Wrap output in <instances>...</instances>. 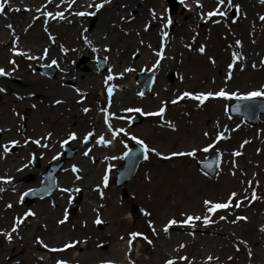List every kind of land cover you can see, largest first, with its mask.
Masks as SVG:
<instances>
[{
	"label": "bare ground",
	"instance_id": "1",
	"mask_svg": "<svg viewBox=\"0 0 264 264\" xmlns=\"http://www.w3.org/2000/svg\"><path fill=\"white\" fill-rule=\"evenodd\" d=\"M178 1L181 2V0ZM204 1V3L201 0L199 2L203 5L202 9H199L200 7L194 4L195 0H184V3H180L182 9L178 14L177 28H175L172 37L166 39L164 36L165 31L161 27L163 17H160L161 14L153 7L157 0H144L142 3L135 0H111V3L106 4L95 15L86 14L83 16H77L75 13L94 12L95 8H90L88 5L99 3L101 0H75V3L68 0H60L59 2L51 0H6L5 11L0 14V68H4L10 75L0 78V88L5 89L4 92H0V129H3V131H0L2 134L0 138V177L9 179L10 182L4 183L3 180H0V189H3V191H0V201L1 199L4 200L6 196L11 197L12 194L18 196L27 187L36 185L42 177L44 167L48 165L50 160L54 159L57 161L62 159L63 155L60 150L63 140L68 138L69 134L73 132L76 133L77 138L71 146L73 149L74 147L76 148L78 154L73 160L66 162L63 172L58 177L59 190L52 197L44 200V202H35L33 208L18 207L15 204L13 206L17 211H20V214H25L29 210L34 212L35 216L27 217L29 221L33 220V218H40L41 220H49L50 224L53 225V217H60L66 209L62 205L66 193L63 191L66 187L64 186L65 184L72 188V191L76 189L85 190L87 197L93 199L96 193L94 185L79 186L76 178L75 181L73 180V166L77 167L80 163L84 164L85 181L87 183L91 182L92 177L96 180L99 173L103 172V168L96 167V164L104 160L107 162L109 156L126 152L120 146H115L116 144L112 148L110 144L101 145L97 141L100 136L108 140L109 136L113 135V131L125 129L128 120L127 116L140 113L136 111L129 112L127 109L139 108L143 112L144 103H148L149 100L159 99L163 95L167 97L177 95L175 97H179L184 93L180 91V93L174 94L170 88L166 87L164 82L156 80L153 90L143 97L138 94L142 87L141 85L137 84L135 86L127 83V78L131 71H125V69H133L137 61L141 68H154L152 72H159L163 75L169 70L172 61L179 58L182 48L188 50V52L195 48L194 53H196L201 40L197 37L196 28L190 25L199 20L196 11L199 9L200 14L205 15L203 19L207 23L219 17V15L211 18L206 16V13L211 11L214 5L218 4L217 0ZM253 2L262 4L259 0H252ZM16 9H20V11H16ZM70 11L71 15L68 14ZM153 11L156 13L155 17L152 14ZM47 12L54 14L63 12L65 18L52 19L45 15ZM90 18L96 21V25L88 33L86 26ZM141 23L142 31H139L136 26L141 25ZM8 25H12V27L9 28ZM249 28H254L252 31L254 32L258 26L253 27L252 24L248 26L244 22L242 29ZM79 32L81 43L78 46H69L67 51L64 49L59 56L53 54L52 46H64V41L69 42L72 35H78ZM134 34H137L141 40L140 42L135 43L132 37ZM115 36L117 38H114ZM41 42H47V45L39 48ZM129 45L134 48L131 53L132 56L130 58L127 54L126 56H121L119 51L123 50L127 53ZM204 46L208 48L205 43ZM116 48H120L119 51ZM212 48L217 57L216 59L207 58L208 65H210V69L207 68V70H209V80H211L208 82L210 83L208 92L215 93L223 89L231 93L241 91L239 92L240 94H246V90L257 88L264 90V56L262 54L255 55V50H253L251 53H244L243 55L239 54L235 49L234 52L241 59L236 62L235 67L229 69L228 66L232 59L225 61V54L218 50V46L212 45ZM17 51L24 52L27 55H16ZM157 52H163L164 58L158 57L156 55ZM198 52L199 55L202 54L199 50ZM232 54L231 52V58ZM29 56L36 57V59H29ZM83 56L88 57L90 61L81 65L79 60ZM98 57L106 59L108 68L103 74L98 71L94 63ZM12 60H15V65L10 63ZM53 60L56 61L53 65L58 66L56 78H47L35 73L39 66L48 67ZM213 60L215 63L212 62ZM157 61H159L158 65ZM230 71L232 76L231 79H228ZM121 73H123L122 76ZM109 75H112L114 79L111 81L107 80ZM72 79L75 80L74 85L71 88L67 87V83ZM180 82L185 84L184 79H181ZM109 87L113 89L111 96H109L107 91ZM97 89L103 91V94L107 97V102L99 98L97 100L98 106L92 108L90 115L86 114L87 112L84 111V108H81V105H90L88 100H90V97L97 98ZM57 100L62 101V103L57 104ZM224 100L223 98L219 99V101ZM177 103L179 105L181 103L189 105L191 103L200 104L199 101L190 100L187 97ZM175 104L172 101L168 102V106ZM11 106H15L14 112L9 111ZM26 106H30L33 111L24 114L23 109ZM61 107L68 114L66 119L73 121L71 125L74 124L80 128L84 125L86 126L81 137L76 130L68 129L65 131L63 138L60 139L51 131L52 127L55 128L61 125L54 114V112L58 111L57 108ZM39 109H49V111L40 110L38 112ZM155 112L157 111H152L151 113ZM106 116L109 117L108 123L105 122ZM160 117L147 115L146 118L149 120L152 118L159 119ZM198 117L201 116L198 115ZM221 119L222 117L215 123H212V120L209 122V119L204 121L205 126L208 125L207 136L213 133L217 125L215 133L219 132V126L222 124ZM109 123L112 126L111 130L108 127ZM160 124L162 129L169 128L166 121H162ZM22 125L28 126V134L25 136L19 132ZM171 129L169 128V130ZM239 129H241L240 126L235 128L229 123L226 131H220V133H224L227 137L226 139L219 141L215 139L196 149V155L202 156L207 153L202 151V149L210 145H214V147H211L209 151L220 150L218 156L221 160V168L214 180L207 176L202 178L194 171L190 172V176L181 177L180 179L165 176L162 178V182L155 185L157 198L152 199V201L145 200V198L141 199L136 193L142 183L138 179L132 181L128 187L129 190L131 189L129 198L120 200L118 199L120 189L114 188L113 184L108 182L107 189H110V194L112 195L108 201L102 202L97 209L91 206L90 203L84 202L80 211V214L85 216L84 221L88 219L86 216L90 214V211L96 212L99 210L103 212L106 209L104 215L110 213L116 216V222L109 223L105 217H99L102 223H95V226H98L97 229L101 231L105 230L111 223L119 227L118 232L105 235L106 241L101 246L105 252V257L101 261H99L100 258L91 260L94 257L91 253L85 254L83 257L70 255L67 257L71 248L55 252L49 250L52 248L64 249L65 247L63 241L65 240L66 231L61 226L66 224L68 220L61 224L62 216L59 221L57 220V227L53 229L55 231L44 229L43 224L33 225V227L41 228L47 233L43 242L48 247L45 248L41 243H38L39 246L36 249L44 253L48 252L51 261L61 259L68 261V264H101L102 262H105L104 264H109V262L114 264H166L168 259L176 260V264H223L220 261L221 256L216 255L217 251L226 250L229 245L235 244L240 246L245 254L242 258L237 255L232 257L231 264H264V230H262L264 229V218L257 214H252L249 218L246 217V220H238L239 213H233L230 220L221 224V218H216L215 221H212L211 216L207 215L211 218V222L207 224L203 220L205 216H200V220H194L192 225H186L182 222L188 214L180 213V205L184 206L185 201L195 198L194 188L196 186L200 187L202 194H206L207 189L212 186L210 182L217 184L220 179L228 181L230 179L229 176L240 178L237 177L239 168L234 167V157L229 153L233 149L228 146L229 141L231 145L234 144L233 142L238 136L232 137L233 131ZM87 132L93 133L92 139L88 143H84V134ZM171 132L174 131L171 130L167 133L169 138ZM48 133L52 134L50 139H41L42 137H47ZM182 133L185 136H190L189 130H184ZM110 137L113 138V136ZM130 137V135H125L126 140ZM35 139H41V144H47L48 147H40L32 143ZM113 139L116 140L115 138ZM223 140H225L224 145H222ZM12 141H18L19 143L13 145ZM4 145L9 146V152L4 151ZM222 146L224 147L222 148ZM88 149H91V151L88 155H85L84 153ZM180 152L188 151L180 150ZM88 156H91V158ZM105 156H107L106 159ZM154 157L161 161H170L164 160L155 154ZM186 157L177 156L174 158L183 159ZM33 159H37L39 164H41L39 169L31 165ZM87 159L95 162L91 171L87 170ZM112 161L114 162L113 167L117 169L121 161L119 159ZM244 167L247 168L248 166L244 165ZM233 173L235 174L233 175ZM195 175L202 180L195 182V184H190V177ZM33 179L34 182L30 183ZM222 185L223 181L219 183L223 192ZM133 187L135 189H132ZM206 200L208 199H202V201ZM212 202L218 203L221 200H212ZM134 204L142 205L143 216L138 221L133 220L131 215V209ZM170 205L179 206V214L175 215V217H169L165 213L166 208ZM202 206L207 208L204 202ZM218 211L219 213L221 211L225 212L224 209ZM23 214L20 215V218L24 216ZM42 216L44 217L42 218ZM172 219L180 223L173 225L168 232H165V226ZM1 223H3L2 219L0 220V225ZM137 225H140L143 231L136 230ZM153 228L155 232H153ZM134 232L142 235L132 240L130 247L121 248L117 244L111 245L124 240L129 242L132 239L131 233ZM2 233H4L3 228L0 229V254L3 256L1 264H17L19 261H24V256H18L17 246L13 237L9 241ZM145 236L148 240H153L154 245L152 243L149 244L148 240L143 238ZM137 242L141 243V248L138 250ZM145 243L149 248L146 249L144 247ZM181 245H184V247H181ZM108 246L111 247V251L108 250ZM80 250L84 251L83 249ZM136 251H138L139 256H135ZM141 252L148 254L147 260L142 258ZM249 252L251 255H249ZM124 255H127L125 256L126 258L123 257ZM182 256L188 259H180ZM209 256L213 257L211 261L208 260ZM10 257H13V259H10ZM30 257L33 258V254ZM34 259L38 264H48L47 260L45 261L37 255H35Z\"/></svg>",
	"mask_w": 264,
	"mask_h": 264
},
{
	"label": "rangeland",
	"instance_id": "2",
	"mask_svg": "<svg viewBox=\"0 0 264 264\" xmlns=\"http://www.w3.org/2000/svg\"><path fill=\"white\" fill-rule=\"evenodd\" d=\"M54 1V0H53ZM58 2L60 0H57ZM56 1V2H57ZM69 2L72 0H68ZM137 2H143L144 0H135ZM200 1V0H199ZM202 3H204V0H201ZM260 1V0H259ZM173 3L176 4L177 9L174 15H172L171 11L173 8ZM180 1L178 0H157L155 2V5L153 7L155 10L161 14L160 17H163L161 21V27L164 29V31L167 33V38H171L173 35V32L175 28H177V20H178V14L181 11L182 7L180 5ZM196 0H195V3ZM217 4V3H216ZM189 5V4H188ZM232 5H239V12L236 11V9L232 6H229L227 4V0L225 5L221 8L222 11H225L227 13L224 17H217L214 19L213 23L210 22L208 24L203 23V17L204 14H200L199 8L198 11H196V15L199 16V20L195 21L194 23H191L193 27L196 28L197 31V37H199V40H201L200 47L205 48V52L199 55L198 50L196 53H194L195 48H192L190 52L188 50L183 49L180 50L179 58L172 61L170 64V69L167 70L163 75L161 73L156 74V80L159 82H164L166 84V87L168 89H171V92L174 94L180 93V91H188L193 92V94L204 92L207 93L210 88V82L209 80V70L210 65H208L207 58L212 59L217 57V55L212 51V45L218 46V50L220 52H223L225 54V61H230L231 52L235 53L234 50L236 49L239 54L244 53H251V51L255 50V55L262 54L264 56V20H261L260 17L264 16V3L257 4L255 2L252 3V0H232ZM190 6V5H189ZM219 7V5H214L211 10ZM69 15H71V11L68 12ZM202 16V18H201ZM171 18L172 21H175V24L173 27L171 25H167V20ZM235 20V22H233ZM253 25V27L258 26V28L254 31L253 29H242L243 23ZM174 23V22H173ZM96 21L93 18H90V21L87 23L86 31L88 33L91 32V30L95 27ZM167 25V26H166ZM142 23L139 26H136V29L139 31H142L141 29ZM171 27V28H170ZM173 28V30H172ZM83 29V27H82ZM164 32V33H165ZM79 34H73L72 38L69 42L64 41L65 45H54L51 47V50L53 51V54L56 56H59L62 51L67 50L69 46H78L80 42ZM37 37V36H36ZM135 40V43L140 42L141 40L137 36V34H134L132 36ZM114 38H117L115 36ZM240 41L241 43L237 45L236 41ZM47 42H41L39 45V48L45 47ZM205 45L208 47L206 48ZM115 45V44H114ZM119 45V44H118ZM127 53H125L123 50H120V48H116L117 51L120 52L121 56H127L130 58L132 56V52L134 48L129 45L127 47ZM212 48V49H211ZM211 49V50H210ZM141 51V50H140ZM106 59L103 58H96L94 63L96 64V67L98 71L103 74L107 71V66L105 69H101V61ZM90 59L86 56L81 57L79 60V64L84 65L85 63H88ZM53 67L55 68V75L47 76L42 73V67H38L37 70H35L36 74H41L47 78H56L58 73V66L53 65V63H50L47 68ZM152 70V69H151ZM149 68H141V65L136 61L133 67V71L130 72L128 75V82L135 86H137L135 78L140 73H153L151 72ZM174 74V79L170 80L169 75ZM153 75V74H150ZM3 76H0L2 78ZM181 79H184L185 84L180 82ZM263 81V80H262ZM75 80L72 79L70 82L67 83V87H72L74 85ZM261 89H254V90H246V93L251 91H257ZM142 89L139 91L141 92ZM235 92H241V91H235ZM102 90L97 89L96 96L97 98L90 97V105H81V108L85 109L86 107L89 108V111L86 114L92 113V108L95 106H98L97 100L99 98L104 99V96L102 95ZM138 93V94H139ZM231 93V92H230ZM233 93V92H232ZM147 96L143 94V97ZM177 95H170L168 96H160L159 99L149 100L148 103H144L145 108L143 112L138 113L137 115H130L127 116V125L124 129V132H120V134L115 137L116 139V146H120L124 150H126V153L129 152L131 144L134 142L137 143V140H143L149 148H155L156 151L160 152L162 155H169L172 152H177L180 150H186V151H192L193 149H197L205 145V143L210 142L212 140H215L217 136L219 135L220 131H226L229 123H231V126L238 127L240 126L241 129L234 130L232 137H237L236 140L233 142L234 144L231 145L230 141L228 142V146L232 147V151L229 153L232 154L233 162L235 163L234 167L239 168V172H237V177H230L228 181L226 180H219V183L223 181V185L221 186L224 191L222 192L219 186V183L212 184L207 191L206 194H202L200 191V187L196 186L194 188L196 196L194 199L185 201V205H180V213H184L185 215L188 214V216H211L212 221H215V219H219L221 217H225V219H222L220 222L221 224H224L226 221L230 220L233 213H239L238 217H247L249 218L252 214H257L258 216L264 218V116L258 119L257 126H254L255 124H248L244 122V119L240 116L231 117L229 112V106L236 104L237 101L235 99L232 100H224L219 101L220 98H209L206 100L202 105L201 104H194L191 103L185 104L181 103L180 105L176 103L175 105L168 106L169 101H173V99L178 98L175 97ZM264 97H258L256 100V103L259 104L264 103ZM189 99V98H188ZM107 99H105V102ZM192 100V99H190ZM88 102V103H89ZM166 104V111L163 114V117H160L159 119H149L147 120L146 116L148 113H151L152 111H159L160 107L164 106ZM252 103H248V105H251ZM9 111L14 112V107H9ZM55 109V108H53ZM44 110L46 112L49 111V109H39ZM57 112H54L55 118L59 120L60 124L59 126L55 128H51V131H53L54 135L57 138H63V135H65V131L68 129L76 130L79 133V136H82V133L84 132L85 125L82 128L77 125H71L72 120H67L66 117H68V114L65 112V109L63 107L57 108ZM32 108L30 106H26L25 109H23L24 114H28L29 112H32ZM236 112V111H235ZM80 115V114H79ZM200 115L201 117H198ZM143 117V121L141 124H138L137 126H132V120L137 117ZM210 116V117H209ZM209 117V118H207ZM221 119V125L219 126L220 130L218 133H215V130L217 126L215 127V130L212 134L209 136H205V133L208 131L207 126H205L204 121L209 119V122L212 120V123H215L217 120ZM207 118V119H206ZM79 120V119H76ZM80 121V120H79ZM166 121L167 126L168 122H171L175 127L172 128L174 132H171L170 138L167 136V133L171 130L168 129H162L161 128V122ZM231 121V122H230ZM79 123V122H78ZM92 123V121H91ZM93 124V123H92ZM243 128V129H242ZM189 130L190 136L183 135L182 131ZM243 131V132H242ZM19 132L25 136L28 134V126L22 125L19 129ZM87 132L84 134V137L88 135ZM0 133V138H1ZM125 135H130L131 138H128V140L125 139ZM133 137H136L137 140H134ZM68 141V143L63 142V149H61V152H63V157H65V145L72 143L73 140L70 138L65 139ZM64 140V141H65ZM110 141H113V139H109ZM245 141H249V143L245 144ZM70 143V144H71ZM138 144V143H137ZM225 144V140H223L222 145ZM139 145V144H138ZM243 145V146H242ZM142 146V145H141ZM71 147V145H70ZM224 146H222L223 148ZM72 148V147H71ZM75 149V148H74ZM72 148V150H74ZM220 150L216 151H209L207 154H205L203 157L202 155H196L193 157H186L183 159L173 158V160L170 161H161L160 159L154 157L155 153H149V159L145 160L141 163L137 174L127 183L122 186H117L115 183L116 177H117V171L118 169H121L124 166L123 158H120L121 165L118 167V169L112 168L113 163H99L96 165L98 168H103L104 174L100 172L97 179L94 180V177L91 178V182L87 183L85 181V176L83 177L81 184L84 186L86 185H94V187L98 191L95 193V196L93 199L86 198V191H77L75 194L74 192H71L69 190L68 185L64 189H68V191H64L65 197L63 198L62 205L66 207L64 213L61 215L62 219H65V216H67L68 220L66 224L61 226L63 230L66 231L65 233V240L63 243L66 244H72L76 245L77 247H69L71 248V251L67 254V257L73 256V257H83L85 254L91 253L95 258L103 259L105 257V252L101 248V246L105 243L106 234H112L115 232H118L119 227L111 223L105 230L97 229L98 226H95V219L99 217H105V219L110 222H116V216L113 214H105L104 212H100L97 210L96 212H91L86 216L88 219L84 221L85 216L80 214V211L82 209L83 202L90 203L91 206L96 208L99 203H102L104 201H108L110 196V189H107V187H104L103 184V177L107 174L109 177V181L113 184L114 188L120 189V196L118 199H127L130 196V191L128 187L132 183V181L138 179L140 180L141 186L136 190V193H138L139 197L145 198V200L152 201V199H156L157 196L155 194V185L162 182V178L165 176H169L171 178H177L180 179L181 177H188L190 176V172H193L198 174V176L204 178L208 177L210 179L214 180V177L216 176H209L207 174H204L201 169L198 168V165L200 162H204L208 157L214 156V154H218ZM241 152L242 154L240 156H235V152ZM78 154V153H77ZM76 154V155H77ZM75 155V156H76ZM91 158V156H88ZM116 157H119V155H116ZM121 157V156H120ZM54 160V159H53ZM51 160L48 163L53 162ZM68 161V160H67ZM66 161V162H67ZM57 164H60L59 161H55ZM88 166L87 170L91 171L94 166V162L90 161V159H87ZM233 163V164H234ZM33 166L36 169H39L40 164L38 161L33 160L32 163ZM67 164V163H66ZM102 165V166H101ZM111 165V167H109ZM248 166L247 168L244 167ZM78 169L81 172L85 173V166L84 164L80 163L78 166ZM47 169V168H46ZM110 169V171H109ZM63 170V168H62ZM148 173V174H147ZM75 175H77V172H74ZM86 174V173H85ZM198 176H191L190 177V184H195V182L202 180ZM75 180V179H74ZM137 180V181H138ZM43 181V177L39 183H37V186L33 188L40 187L41 183ZM30 182H34V179ZM87 183V184H86ZM249 183H251V187L249 186ZM225 184V186H224ZM225 187V188H224ZM33 188H26L23 193L19 197L16 196V194H12L11 197H4L5 199H1L0 201V220H3V223L0 225V229L3 228L4 233L11 232L12 228L15 226V221L17 218H20V211H17V209L14 208V204L18 207H27V208H33V205H35V202L24 204L23 203V195L28 190H32ZM132 189H135L134 187ZM58 189L55 191L57 192ZM255 191L257 199H252V193ZM68 192L70 194H68ZM101 192H103V195L101 196ZM233 192H237L238 196L233 199L232 206L228 209H224L225 212L219 213V211L215 212V216L213 213H208L207 208L203 207L202 204L204 201L202 199H208V200H221L223 203L227 202L230 194ZM79 193L83 196L82 202L80 204V209L77 210V212H74V202L78 199ZM54 195V194H53ZM248 197V199H245V197ZM49 198V197H48ZM47 198L43 200H37L44 202ZM237 201H243V203L240 204V207H236ZM11 204L12 207L9 208L8 205ZM140 208L141 211V204H136ZM35 208V207H34ZM179 206L176 207L174 205H170L166 208L167 215L169 217H175V215H178L179 212ZM141 217L138 220H140L143 216V212L141 211ZM24 215V214H23ZM60 217H53V225L50 224V221L48 220H41L40 218H33V220L25 219L24 223L21 224L16 232L12 233L13 240L15 242L16 251L18 252V256H24V261H19L17 264H38V262L35 261L34 257L37 255L39 258H43L45 261L47 260L48 264H57V261H51L50 260V254L48 252L44 253L41 251H38L36 248L39 246L38 240H45L46 232L41 228L33 227L34 224H43L44 229L53 230L57 227V220L59 221ZM24 217V216H23ZM22 217V218H23ZM44 216H42L43 218ZM65 220V221H66ZM82 225V226H81ZM136 230L143 231L140 225L136 226ZM55 231V230H53ZM47 240V239H46ZM48 241V240H47ZM152 244L154 245V241L151 240ZM117 244L119 247H129L130 245L126 240L122 242H116L111 245ZM128 244V245H127ZM89 245V247H88ZM110 245V246H111ZM108 246V250L111 251V247ZM136 246L141 248L139 246V243H136ZM144 247L147 249L149 248L147 244L144 245ZM74 248V249H73ZM22 249L24 250L22 252ZM83 249L84 251L80 250ZM172 249V248H171ZM33 254V258L30 257ZM221 256V260L223 264H231V259L234 256H238L242 258L244 256V250L241 249L240 246H237L235 244L229 245V247L226 250H220L217 251L216 255ZM140 255H142V258L147 260L148 254L146 252H141ZM124 255L123 257H125ZM135 256H139L138 251H136ZM3 256L0 254V264L2 262ZM88 258V257H87ZM86 258V259H87ZM126 258V257H125ZM10 259H13V257H10ZM4 262V261H3ZM68 264V261H66Z\"/></svg>",
	"mask_w": 264,
	"mask_h": 264
},
{
	"label": "snow or ice",
	"instance_id": "3",
	"mask_svg": "<svg viewBox=\"0 0 264 264\" xmlns=\"http://www.w3.org/2000/svg\"><path fill=\"white\" fill-rule=\"evenodd\" d=\"M260 2L261 3H264V0H260ZM72 3H75V0H72ZM109 3H111V0H101V2H99V3H95V4L88 5V7H90V8L91 7H94L95 8V11L94 12H91V13L77 12V13H75V15H77V16H83V15H86V14L95 15L96 12H98L100 9L104 8V6L106 4H109ZM181 3H184V0H181ZM196 3H197V6L198 7H200V8L203 7V5L199 3V0H196ZM217 3L219 5V7H217V8H215V9H213V10H211V11H209V12L206 13V16L208 18L217 16V15H219L221 17H224V16L227 15V13L225 11H222L221 10V8L225 5L226 0H217ZM227 4L229 6L234 7L236 9V11L239 12V5H234L233 6L232 5V0H227ZM6 6H7L6 5V0H0V14H3L4 13ZM16 11H20V9H16ZM152 14L155 17V15H156L155 11H153ZM45 15L48 16V17H50V18H52V19H57V18L64 19L65 18L63 12H59L57 14H54L52 12H47V13H45ZM260 19L261 20H264V16H261ZM233 22H235V20ZM172 23H173V21L171 20V18H169L167 20V25H171ZM8 27L11 28L12 25H8ZM164 36L167 37V33L166 32L164 33ZM85 40L87 41V38L86 37H85ZM236 43H237V45H239L241 42L238 40V41H236ZM65 51H67V50H65ZM199 51L201 53H204L205 52V48L204 47H200L199 48ZM16 55H27V54L24 53V52L17 51L16 52ZM156 55L158 57H160L161 59L164 58L163 52H157ZM28 58L29 59H36V57H32V56H29ZM240 59H241V57L238 54L233 53L232 54V62L228 66L229 69H232L233 67H235L236 62L239 61ZM212 62L215 63L214 60ZM10 63L13 64V65L16 64L15 60L10 61ZM52 63L55 64L56 61L53 60ZM158 63H159V61H157V65H158ZM253 67H255V65H253ZM13 70H15V69H13ZM125 71H133V69H125ZM7 75H10V73L9 72H6L4 68H0V76H7ZM122 75H123V73H121V76ZM231 76H232V74H231V71H230L228 73V79H231ZM113 79H114V77L112 75H109L107 77V80H109V81H111ZM4 91H5V89L0 88V92H4ZM107 91H108L109 96H111L113 89L111 87H109L107 89ZM139 95L143 96V93H139ZM185 97H187L189 99H192V100H197V101L200 102L201 105L206 100H208L210 97L211 98H223V99H226V100L235 99V100H239V101H251V100H254V99L258 98V97H264V90L251 91V92H248L246 94H240L238 92L230 93V92H227V91H225L223 89H221L220 91L215 92V93H213V92H207V93L200 92V93L193 94L191 92L185 91L176 100H173L172 103L175 104L179 100L184 99ZM56 103L57 104H60V103H62V101L57 100ZM33 107H35V105H33ZM233 110L234 111H240V106L237 105L236 108L233 109ZM84 111L85 112H88L89 109L88 108H85ZM127 111H129V112H131V111L141 112L142 110L139 109V108H136V109H131L130 108V109H127ZM165 111H166V104L164 106L160 107V109H159L158 112L148 113V115H156V116L163 117V114L165 113ZM108 120H109V117L106 116L105 122L108 123ZM108 127L111 130V127L112 126H111L110 123L108 124ZM168 127L174 129L175 126L171 122H168ZM0 131H3V129H0ZM120 132H124V129H119V130L113 131V138H115V136L119 135ZM51 135H52L51 133H48L47 137H42L41 139H50L51 138ZM92 135H93V133H91V132L88 133V135L84 137V141L83 142L84 143H88V140H89V138ZM207 135H208V133L206 132L205 133V136H207ZM69 138L71 140H75L77 138L76 133H74V132L73 133H70L69 134ZM226 138L227 137L224 135V133L221 132V133H219V135L217 136L216 139H217V141H219L221 139H226ZM41 139H35V140L32 141V143H34V144H36L37 146H40V147H45V148L48 147L47 144H41ZM133 139L134 140H137L136 137H133ZM11 143L13 145H16L19 142L18 141H12ZM64 143H68V141L65 140ZM97 143L98 144H101V145H108V144H111V141L110 140H105V138L103 136H100L99 139H98V141H97ZM137 143L143 146V153H144V159L145 160L149 159V153H155L156 156L161 157L164 160H171L172 158L177 157V156H187V157H193L194 158L196 156V151H197L196 149H193L192 151H188V152H180V151H177V152H172L171 155H162L160 152L156 151L155 148H149V146L143 140H137ZM244 143L247 144V143H249V141H245ZM211 147H214V145H210L209 147H205V148L202 149V151L208 152ZM3 148H4V151L5 152H9L10 151V148H9L8 145H4ZM90 151H91V149H88L84 154L85 155H88ZM241 154L242 153L239 152V151H237V152L234 153L235 156H240ZM125 155H127V153H125ZM111 159H117V157H111ZM205 167H211V165H207L206 164ZM72 170L74 172H78L79 171V169L76 168L75 166H73V169ZM109 171H110V169H109ZM234 174L235 173H233V175ZM77 178H79V177H77ZM0 180H3L4 183H9L10 182L9 179H5V178H2V177H0ZM108 181H109V177L106 174L103 177L104 187H107L108 186ZM249 186L251 187V183H249ZM0 191H3V189H0ZM63 191H68V189H63ZM77 191H79V189H77ZM27 195H28L27 192L24 193V196H27ZM102 195H103V192H101V196ZM236 197H237V193L233 192V193L230 194V197H229V199H228L227 202L214 203V202L209 201V200L204 201L205 205L207 206V212L214 214L218 210L230 208L232 206L233 199H235ZM245 199H248V197L246 196ZM252 199L253 200L257 199V196H256L255 191H253V193H252ZM241 203H243V201H237V203H236L235 206L236 207H240V204ZM8 207L11 208L12 205L9 204ZM35 215L36 214L34 212H32V211L29 210L28 212H26L24 214V217L23 218H17L16 219L15 226L12 228L11 232H6V233H2V234L5 235L6 238L9 241H11L12 240V233L17 231L18 227L21 224L24 223V221H25V219H27V217H29V216H35ZM66 219H67V216H65V219H62L60 221V223L61 224L65 223V220ZM200 219H201L200 216H195V217H193V216H187L186 219L182 223L183 224H186V225H192V222L194 220H200ZM221 219H225V217H221ZM237 219L238 220H246L247 218L246 217H238ZM203 220H204V222L206 224L209 223V222H211V218L209 216L203 217ZM95 223L96 224H101L102 221L99 218H97L96 221H95ZM178 223H180V222H178L175 219L170 220L168 222V224L165 226L164 231L165 232H168L169 228H171L173 225H177ZM262 230H264V229H262ZM153 232H155V229L154 228H153ZM140 235H142V234L135 233V232L134 233H131V238L132 239L129 241V245L131 246L132 240H135ZM143 238L145 240H148V238L146 236L143 237ZM38 243H41L45 248L48 247V245L44 244V242L42 240H38ZM148 243L151 244L152 243L151 240H148ZM73 246L74 245H72V244H66L65 247H64V249H55V248H52V249H49V250L50 251H53V252H55V251H63L65 249H67L69 247H73ZM181 247H184V245H181ZM249 255H251L250 252H249ZM180 259L187 260L188 258L182 256V257H180ZM212 259H213V257H211V256L208 257V260L209 261H211ZM57 264H67V262L64 261V260H58L57 261ZM109 264H110V262H109ZM166 264H176V260H174V259H168L166 261Z\"/></svg>",
	"mask_w": 264,
	"mask_h": 264
},
{
	"label": "water",
	"instance_id": "4",
	"mask_svg": "<svg viewBox=\"0 0 264 264\" xmlns=\"http://www.w3.org/2000/svg\"><path fill=\"white\" fill-rule=\"evenodd\" d=\"M150 87L151 85L148 86V89ZM143 158H144L143 149L134 147L133 152H131L129 154V157L127 158L128 162H127L126 168L123 171H121L117 182L119 184H122L128 181L136 173V170L138 166L140 165V162L142 161ZM216 170L217 168L212 170L211 173L214 174Z\"/></svg>",
	"mask_w": 264,
	"mask_h": 264
}]
</instances>
